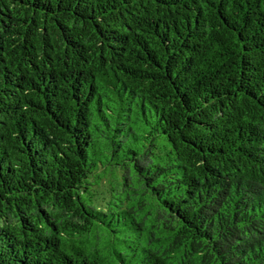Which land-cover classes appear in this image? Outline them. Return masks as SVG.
Segmentation results:
<instances>
[{"label":"trees","instance_id":"obj_1","mask_svg":"<svg viewBox=\"0 0 264 264\" xmlns=\"http://www.w3.org/2000/svg\"><path fill=\"white\" fill-rule=\"evenodd\" d=\"M0 264H264V0H0Z\"/></svg>","mask_w":264,"mask_h":264}]
</instances>
